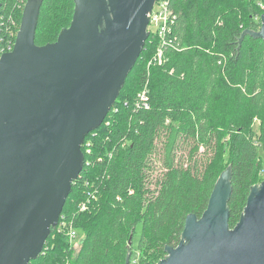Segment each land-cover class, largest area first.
I'll list each match as a JSON object with an SVG mask.
<instances>
[{"label": "trees", "instance_id": "obj_1", "mask_svg": "<svg viewBox=\"0 0 264 264\" xmlns=\"http://www.w3.org/2000/svg\"><path fill=\"white\" fill-rule=\"evenodd\" d=\"M26 1L0 0L2 53L16 41ZM228 1L170 0L164 61L149 65L160 44L150 34L113 107L82 144L83 169L62 212L84 233L79 250L55 226L30 264H126L130 250L131 264L135 251L138 263L158 264L181 242L187 216L206 210L228 166L229 223L237 224L264 180V136L254 127L256 115L264 121V39L241 40L245 30H260L264 9L231 0L246 13L238 21ZM74 9V0H43L36 44L56 41ZM143 89L148 105L137 102Z\"/></svg>", "mask_w": 264, "mask_h": 264}, {"label": "water", "instance_id": "obj_2", "mask_svg": "<svg viewBox=\"0 0 264 264\" xmlns=\"http://www.w3.org/2000/svg\"><path fill=\"white\" fill-rule=\"evenodd\" d=\"M74 1L70 25L38 45L43 0H27L13 49L0 53V264H30L42 252L83 169L84 139L117 100L156 2ZM261 22L241 40L264 39V13ZM230 179L228 166L206 210L187 216L181 242L158 264H264V180L231 227Z\"/></svg>", "mask_w": 264, "mask_h": 264}, {"label": "built area", "instance_id": "obj_3", "mask_svg": "<svg viewBox=\"0 0 264 264\" xmlns=\"http://www.w3.org/2000/svg\"><path fill=\"white\" fill-rule=\"evenodd\" d=\"M256 1L258 5L264 9V0H256ZM172 15L173 13L170 8V0H156L152 11L149 13V24H148L147 30L149 31V36L150 34L158 36L160 40V44L157 48V51L153 59L149 61V65H151L153 61L158 62L159 64H161L164 61V47L168 39L167 38L168 32L171 29L170 21H171ZM152 24L157 26L155 31H153L152 28L150 27ZM14 44L8 47L7 52L13 49ZM0 53H2V51H0ZM138 97H139V100L137 101L138 103L144 102L146 105H148L149 99H148L147 89L141 90L138 93ZM94 196L95 195L90 196L88 200L90 201L91 197H94ZM87 207H88V201H82L78 205V208L80 211L86 210ZM56 227L58 228L59 232H65V234L69 237L70 241L72 242L74 246L75 244L74 241L78 237L80 231L76 227H74L72 221L67 220L65 214L61 213Z\"/></svg>", "mask_w": 264, "mask_h": 264}, {"label": "rangeland", "instance_id": "obj_4", "mask_svg": "<svg viewBox=\"0 0 264 264\" xmlns=\"http://www.w3.org/2000/svg\"><path fill=\"white\" fill-rule=\"evenodd\" d=\"M228 2H230L231 4H233L232 14H236L237 20L238 21H242L240 19H244V16L246 14L245 11L242 10L243 9L242 8V5H240L237 1L233 2V1L229 0ZM66 21H67V19H65V22ZM150 27L152 28L153 31H155L156 28H157V26L154 25V24H152ZM50 28L52 29L51 25H50ZM50 34H51V32H50L49 28L47 27L44 31H42V33H40L41 39L42 40H45L46 38H48L50 36ZM262 119H261L260 116L256 115L255 118H254V127H255L256 131L259 134H262L263 133L262 136H264V121H262ZM258 143L260 144L259 145V147H260V154H261V158H262V162H263V166H262L263 169H262V172H261V174L259 176V182H260L262 179H264V138H261L258 141ZM83 235H84L83 231H80L78 237L74 241V243H75L74 244L75 252H77L79 250V248H80V245L79 244H80V241H81ZM138 241H139V233L135 236V239H134L135 245H137ZM137 256H138V254L135 251L134 254H133V262H132V264H143L144 262L143 263L142 262H140V263L137 262V258H138ZM154 263H155V261H154Z\"/></svg>", "mask_w": 264, "mask_h": 264}]
</instances>
